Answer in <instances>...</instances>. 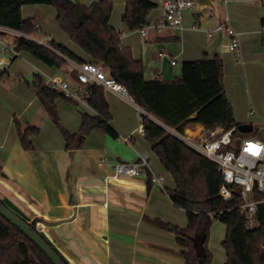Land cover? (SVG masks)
<instances>
[{
  "label": "crops",
  "instance_id": "1",
  "mask_svg": "<svg viewBox=\"0 0 264 264\" xmlns=\"http://www.w3.org/2000/svg\"><path fill=\"white\" fill-rule=\"evenodd\" d=\"M130 1L134 0H120L117 8L114 5L109 24L121 32L122 45L129 47L134 58L143 62L146 80L177 79L181 75V69L177 68L179 60L212 59L218 55L223 60L225 91L236 121L253 125L255 119L264 120V6L261 5L264 0L240 4L233 19L227 11H219L220 16L211 15L205 27L200 14L187 11L189 24H185V17L181 29L166 28L161 32L153 27L161 15L158 0H150L156 7L152 12L154 17H148L146 35L139 29L129 30L121 21ZM235 1L240 0H229L226 4ZM47 6L28 4L22 7L23 17L34 18L38 27L37 34L31 38L43 39L45 43L54 40L83 62L93 61L68 35L60 32L54 24L57 11ZM115 12L117 16L121 14L120 19L114 20ZM197 16L200 21L194 28ZM226 17L240 32L238 51L228 50L229 38L224 32L216 33V38L215 35L207 37L208 43H196L194 48L185 36H181L190 31H202L207 35L208 30ZM137 35L144 38V47L136 42ZM18 36L13 29L0 31V49L3 44L15 48ZM24 52L27 51H18L13 61L24 58ZM159 52L168 55L159 57ZM34 58L39 62L32 60L30 72L11 73L8 69L13 61L0 65L5 67L0 70V199L27 222L44 223L41 234L67 264H186L179 254L183 248L177 236L152 222L158 218L182 228L188 224L183 221L186 211L177 207L166 191L175 189L174 179L170 176L171 179L164 183V167L144 132H139L143 125L142 110L129 95L105 89L110 124L119 137L93 130L83 148L67 149L55 117L45 109L37 90L28 81L38 74L48 84L56 74L65 75L68 64L52 70L51 66ZM173 58L177 62L175 66L171 64ZM56 106V120L71 133L79 131L83 113L96 115L87 102L60 98ZM15 119L23 129L29 126L39 129V134L31 137L33 149L25 150L21 146ZM186 131L202 135L208 130L194 124ZM151 153L156 158H152ZM143 154L149 155L146 175L114 177L116 163H132ZM152 175L162 176L163 182L153 183Z\"/></svg>",
  "mask_w": 264,
  "mask_h": 264
},
{
  "label": "trees",
  "instance_id": "2",
  "mask_svg": "<svg viewBox=\"0 0 264 264\" xmlns=\"http://www.w3.org/2000/svg\"><path fill=\"white\" fill-rule=\"evenodd\" d=\"M28 4L53 5L59 27L93 62L103 63L109 75L127 89L128 95L142 110L145 139L176 184L175 189L166 191L173 203L186 211L188 220L184 228L158 218L152 222L177 236V242L183 248L179 254L185 263L211 264L208 241L213 220L218 219L226 225L222 242L226 264H264V205L259 206V225L249 228L240 210L238 193L228 200L220 195L222 176L217 163L190 148L170 131L185 132L194 124H200L207 130L221 129L222 132L238 127L225 91L222 58L215 55L212 59L184 61L179 78L149 81L145 79L143 62L136 60L132 50L122 45L121 32L109 24L114 8L111 0H98L89 5L78 0H0V25L35 35L38 30L35 19L22 15V7ZM155 7L156 4L150 0L130 1L122 20L130 30L141 29L147 26L148 16ZM49 44L61 54L24 36L16 38L15 48L31 53L51 67H64L67 64L64 56L78 63L83 62L58 42L52 40ZM28 83L35 87L39 100L55 117L67 149L83 148L93 130L119 137L110 124L111 114L102 86L89 85L88 103L96 115L83 113L79 131L71 133L56 120V102L65 98L62 93L51 89L38 74ZM15 125L21 146L25 150L33 149L31 137L38 135L39 129L32 126L23 129L18 119H15ZM0 204L6 205L3 199H0ZM27 223L38 232L37 220ZM199 241L205 249L203 257L197 255L196 244ZM0 264L53 262L33 240L0 214Z\"/></svg>",
  "mask_w": 264,
  "mask_h": 264
},
{
  "label": "built area",
  "instance_id": "3",
  "mask_svg": "<svg viewBox=\"0 0 264 264\" xmlns=\"http://www.w3.org/2000/svg\"><path fill=\"white\" fill-rule=\"evenodd\" d=\"M227 3L229 0H220ZM161 9V15L153 24V27L161 32L166 28H182L187 11L196 8L195 0H158ZM199 16L193 27L196 28L199 23ZM148 27H142V35H146ZM0 31H11L10 28L0 25ZM225 32L229 38L228 49L238 51L240 47V32L235 30L230 24L229 17L219 21L215 28L207 31V37L212 38L216 33ZM19 36H24L41 45H46L57 53L58 50L52 48L44 40L31 38V35L17 31ZM9 53L10 60L13 61L18 51L9 47L7 44L2 46V54ZM168 55L166 52H159V57ZM68 67L66 74H56L48 82V86L62 93V95L73 102L88 103L89 85L98 84L104 89L114 90L123 96L128 95L127 89L112 78L103 63L93 61H84L78 63L64 56ZM10 62L0 58V65H7ZM171 64H177L176 59L171 60ZM253 114V111H251ZM171 133L182 140L190 148L201 155L217 163L218 170L222 176V185L220 195L224 199H231L235 193L240 198V210L245 215L246 224L249 228L259 225V206L264 205V141L258 138H246L242 142L236 141V132L238 128L234 127L228 131L222 132L221 129L208 130L206 134L191 135L186 130L180 132L176 129H170ZM139 132H144L143 125L140 126ZM240 132V131H239ZM260 146L259 155L252 154L248 151L249 145ZM149 168V155L143 154L139 160L132 163L118 162L114 165V177H136L147 174ZM153 183H162L164 178L159 175H152ZM45 228L44 223L37 222L36 229L41 234Z\"/></svg>",
  "mask_w": 264,
  "mask_h": 264
},
{
  "label": "rangeland",
  "instance_id": "4",
  "mask_svg": "<svg viewBox=\"0 0 264 264\" xmlns=\"http://www.w3.org/2000/svg\"><path fill=\"white\" fill-rule=\"evenodd\" d=\"M80 1H82V2L84 1L85 3H90L93 0H80ZM240 1L229 2L228 4H226V3L221 2L220 0H216V5H217V8L219 9V11H221V12L227 11L228 15L233 19V17H235V15H236L235 12L238 11V8H239L238 6H240V4H244L245 2L249 3V2H252L253 0H246V1L240 0ZM112 2L116 6V3L120 2V0H113ZM261 5L264 6V4H261ZM117 6H116V8H117ZM47 7H50L51 9L56 10L53 5H48ZM190 12H195L196 14H200L202 16V18H201V20L203 21L202 26H204V27L207 25L208 19H212L211 15H215L212 11L207 10V9L206 10H197V8H195L194 10H192ZM151 13H150L151 16L150 15L149 16L152 18V17H154V15H153V13L152 14ZM189 14L190 13L187 12L186 15H185V17H186L185 24H189L191 22ZM120 18H121V14H119L117 16V12H115L114 13V20L115 19H120ZM121 21L128 28V26L124 23V21L123 20H121ZM118 23H119V20H118ZM54 24L59 28V30H60V32L62 34L67 35L59 27V25H58L56 20L54 21ZM209 25H210V23H209ZM134 31H136V30H134ZM221 33H223V32H221ZM217 34H215V36H214L215 38L217 37ZM181 36H183V38L185 36V38L188 39L191 42L192 48H194V45L196 43L197 44L208 43L207 35H206V33L202 32V31H199V32L198 31H190V32H186V35H185V33H181ZM135 37H136V42L140 43L144 47L145 44H146V42H144V38H142L141 35H137ZM12 46H13V44H12ZM2 56H5L7 58V60L9 62H11L10 55L2 54V48H1L0 49V58ZM23 57L24 58H19V59L17 58L15 61L11 62V64L14 63L12 66H11V64L8 66V68L11 66L8 69L11 73L18 74L19 73L18 70H23L24 72L25 71L26 72H30V70L33 69L32 64H31L32 60L35 61L36 63L39 62V60H37L36 58H34L33 55H30L27 52L23 53ZM179 61H180L179 65L177 67L178 70H180L181 66H182V60H179ZM98 63H100V62H98ZM4 68L5 67H1L0 66V70H4ZM56 69H57L56 67H52V70H56ZM224 83H225V80H224ZM254 121L255 122H253V127H254L253 131H251L249 133L238 132L236 134V138L235 139H236V141L238 143L242 142L246 138H255V137L260 139V140H262V141H264V120L263 119H260V120L259 119H255ZM151 156H152V158H156L155 157L156 155L154 156L152 153H151ZM163 172H164V174L166 176L164 183L165 182L167 183L168 180L171 179L170 176H172V175L168 172V170L165 167L163 169ZM168 174H170V175H168ZM183 221L185 222V224H187L188 220H187V217H185L184 215H183ZM225 235H226V225L223 222H221L220 220L214 219L212 227H211V230H210V236H209V241H208V247H209V250L212 253V262H211V264H226L227 256H226L225 248H224L223 243H222L224 238H225Z\"/></svg>",
  "mask_w": 264,
  "mask_h": 264
},
{
  "label": "water",
  "instance_id": "5",
  "mask_svg": "<svg viewBox=\"0 0 264 264\" xmlns=\"http://www.w3.org/2000/svg\"><path fill=\"white\" fill-rule=\"evenodd\" d=\"M197 10H210L218 18L220 15L219 9L216 5V0H195ZM238 131L242 133H249L253 131V125L250 123H243L238 125ZM0 214L10 221L13 225L17 226L27 237L35 242V244L47 255L53 264H67L65 263L57 251L41 237L39 232H35L17 213L11 210L6 205L0 204ZM196 251L199 257L205 255V249L201 241L196 244Z\"/></svg>",
  "mask_w": 264,
  "mask_h": 264
},
{
  "label": "snow or ice",
  "instance_id": "6",
  "mask_svg": "<svg viewBox=\"0 0 264 264\" xmlns=\"http://www.w3.org/2000/svg\"><path fill=\"white\" fill-rule=\"evenodd\" d=\"M248 151L250 153H252V154L259 155L260 152H261V148H260V146H257V145H254V144H250L249 148H248Z\"/></svg>",
  "mask_w": 264,
  "mask_h": 264
},
{
  "label": "bare ground",
  "instance_id": "7",
  "mask_svg": "<svg viewBox=\"0 0 264 264\" xmlns=\"http://www.w3.org/2000/svg\"><path fill=\"white\" fill-rule=\"evenodd\" d=\"M201 131H202V130H201ZM188 133L191 134V135H195V133H192V132H190V131H188Z\"/></svg>",
  "mask_w": 264,
  "mask_h": 264
}]
</instances>
